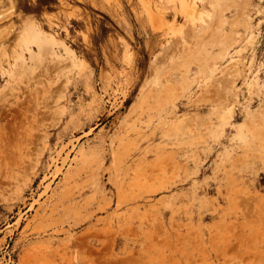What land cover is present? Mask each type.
Masks as SVG:
<instances>
[{
    "label": "rangeland",
    "instance_id": "obj_1",
    "mask_svg": "<svg viewBox=\"0 0 264 264\" xmlns=\"http://www.w3.org/2000/svg\"><path fill=\"white\" fill-rule=\"evenodd\" d=\"M146 2L0 0V264H264V0Z\"/></svg>",
    "mask_w": 264,
    "mask_h": 264
},
{
    "label": "bare ground",
    "instance_id": "obj_2",
    "mask_svg": "<svg viewBox=\"0 0 264 264\" xmlns=\"http://www.w3.org/2000/svg\"><path fill=\"white\" fill-rule=\"evenodd\" d=\"M148 1V3L146 2V0H145V2L147 3H145L144 5H147L146 7H148V5H149V10L151 9L150 8V3L152 2V3H154L155 4V6L154 7H156V8H154V9H156L157 11H155L154 9H153V11H155V12H153L152 14L151 13H149L150 14V16H154V18H150V19H152L151 21H153L154 22V20H157L158 19V22H164V25H165V20H166V22L169 24V22L171 21V20H169L168 19V17L169 16H171L172 17V22H175L176 21V23H177V20L180 18V17H182V15H186V16H188L189 18H190V20H191V30H192V32L190 31V33L192 34H195V31H197V30H195L196 28L198 29V30H200L201 29V27L203 26L202 24H201V27H200V29L198 28L199 26H198V24H197V19H199L200 18V16H199V9L201 8V4L202 5H204V4H206V3H210V4H215L216 2H219V1H221V0H147ZM223 1V0H222ZM225 1V0H224ZM13 4H14V2H12ZM223 3V2H222ZM216 5V4H215ZM219 5V4H218ZM222 5V4H221ZM3 7V6H2ZM152 7V6H151ZM205 7H206V5H205ZM153 8V7H152ZM147 9V8H146ZM216 9V8H215ZM148 10V9H147ZM148 10V12H150V11H152V10H150L149 11ZM217 10V9H216ZM13 11V10H12ZM218 13V12H217ZM11 14V13H10ZM148 14V15H149ZM152 16V17H153ZM217 17H218V15H217ZM154 19V20H153ZM159 19H160V21H159ZM219 20V22H220V19H218ZM152 22V23H153ZM29 23V22H28ZM32 23V22H31ZM30 23V24H31ZM176 23H174V25L176 24ZM218 23V22H217ZM155 24V23H154ZM26 25H28L27 23H26ZM38 25V24H37ZM36 24H31V25H28L27 27H26V30H25V32L23 31V35L21 36V38H20V40H19V37H18V39H17V41L19 40V42L16 44V45H18L19 47H21V49H27L29 52H30V54L32 55V48H31V44L32 43H38L39 44V42L41 41V40H46V39H44V38H47V39H50V40H55V38L54 37H47L46 35H44L43 34V31L37 26ZM219 25H221V24H219ZM218 25V26H219ZM166 26H168V25H166ZM169 26H172V24L171 25H169ZM214 26V25H213ZM215 26H216V24H215ZM173 27V26H172ZM205 27H207V25L205 26ZM210 27L212 28V26H209L208 28L210 29ZM23 28V27H22ZM156 28V27H155ZM163 28V27H162ZM166 28V27H165ZM215 28V30L214 31H216V28H218V27H214ZM213 28V29H214ZM159 29H161V28H159ZM202 30V29H201ZM206 30H208L207 28H206ZM212 30V29H211ZM217 30H219V29H217ZM21 31H22V29H21ZM209 31V30H208ZM213 31V30H212ZM213 31V32H214ZM202 32V31H201ZM217 32V31H216ZM199 33V32H198ZM189 34V33H188ZM196 34H197V32H196ZM8 35V34H7ZM190 36V35H189ZM192 37H194L193 35H191ZM186 37V36H185ZM187 38H188V36H187ZM186 38V39H187ZM185 39V40H186ZM185 40H179L177 43L178 44H181V43H179L180 41H184V43L185 42H187V40H189V42H190V40L191 39H187L186 41ZM16 41V42H17ZM192 41V40H191ZM55 42V41H54ZM189 42H187V43H185V45H184V47H186V45L189 43ZM59 43V42H58ZM176 43V44H177ZM184 43H182V44H184ZM191 43V42H190ZM42 43H40V45H41ZM177 44V45H178ZM181 44V45H182ZM43 45V44H42ZM62 45V44H61ZM189 45V47H188V49L190 48V44H188ZM178 46H180V45H178ZM24 47V48H23ZM41 47V46H40ZM49 47V46H48ZM182 47H183V45L182 46H180V48L182 49ZM178 48V47H177ZM17 50V49H16ZM16 50H14V51H16ZM184 50V48L182 49V50H178L179 52H181V51H183ZM1 51V50H0ZM5 52H6V50H4ZM4 51H3V53H4ZM24 51V50H23ZM44 51V50H43ZM51 52V51H50ZM185 52H186V48H185ZM22 53V52H21ZM15 54V53H14ZM23 54L24 53H22V54H20V56H23ZM4 55V54H3ZM8 55V54H7ZM16 55V54H15ZM6 55H4V57H5ZM35 56V55H34ZM58 56V55H57ZM10 57V56H9ZM12 58H14L13 56H11ZM24 57V56H23ZM39 57V56H38ZM6 60V59H5ZM31 60V59H30ZM10 61V60H9ZM25 61V60H24ZM57 62V61H56ZM8 63H11V62H8ZM23 64V63H22ZM150 111V110H149ZM152 117V116H151ZM150 117V118H151ZM154 119V118H153ZM177 127H179L178 125H177ZM234 183V182H233ZM113 240V239H112ZM96 250V249H95ZM108 250V249H107ZM108 252V251H107ZM96 259V258H95ZM105 261V260H104ZM94 263H96V262H94ZM127 264H128V262H127Z\"/></svg>",
    "mask_w": 264,
    "mask_h": 264
}]
</instances>
